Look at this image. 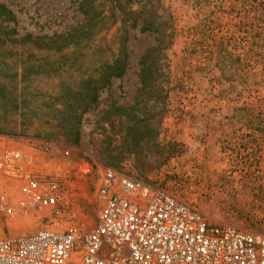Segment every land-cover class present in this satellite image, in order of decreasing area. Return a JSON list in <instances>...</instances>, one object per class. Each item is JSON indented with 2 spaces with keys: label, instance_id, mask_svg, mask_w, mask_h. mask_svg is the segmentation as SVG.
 <instances>
[{
  "label": "rangeland",
  "instance_id": "374dc122",
  "mask_svg": "<svg viewBox=\"0 0 264 264\" xmlns=\"http://www.w3.org/2000/svg\"><path fill=\"white\" fill-rule=\"evenodd\" d=\"M97 1L106 14L136 12L124 74L83 114L76 141L14 136L69 152L71 199L89 224L98 180L111 169L264 234V0ZM0 2L18 36H52L83 20L81 0ZM143 18L156 31H140ZM3 222L0 236L11 233Z\"/></svg>",
  "mask_w": 264,
  "mask_h": 264
},
{
  "label": "built area",
  "instance_id": "2783aa9c",
  "mask_svg": "<svg viewBox=\"0 0 264 264\" xmlns=\"http://www.w3.org/2000/svg\"><path fill=\"white\" fill-rule=\"evenodd\" d=\"M73 177L67 150L0 134V221L11 230L0 264H264L263 233L111 169L89 224L71 199Z\"/></svg>",
  "mask_w": 264,
  "mask_h": 264
},
{
  "label": "trees",
  "instance_id": "16d2710c",
  "mask_svg": "<svg viewBox=\"0 0 264 264\" xmlns=\"http://www.w3.org/2000/svg\"><path fill=\"white\" fill-rule=\"evenodd\" d=\"M100 6L81 0L83 20L65 32L18 36L12 10L0 2V134L78 139L83 114L124 74L128 27L137 22L134 11L106 14ZM151 23L143 18L140 31H156Z\"/></svg>",
  "mask_w": 264,
  "mask_h": 264
}]
</instances>
